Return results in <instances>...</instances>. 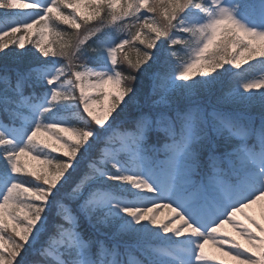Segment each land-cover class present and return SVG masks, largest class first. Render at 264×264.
I'll list each match as a JSON object with an SVG mask.
<instances>
[{
	"label": "snow or ice",
	"instance_id": "obj_1",
	"mask_svg": "<svg viewBox=\"0 0 264 264\" xmlns=\"http://www.w3.org/2000/svg\"><path fill=\"white\" fill-rule=\"evenodd\" d=\"M0 264H264V0H0Z\"/></svg>",
	"mask_w": 264,
	"mask_h": 264
},
{
	"label": "rangeland",
	"instance_id": "obj_2",
	"mask_svg": "<svg viewBox=\"0 0 264 264\" xmlns=\"http://www.w3.org/2000/svg\"><path fill=\"white\" fill-rule=\"evenodd\" d=\"M164 212L165 215H167V211L166 210H162ZM209 251H212L211 248L208 249Z\"/></svg>",
	"mask_w": 264,
	"mask_h": 264
},
{
	"label": "trees",
	"instance_id": "obj_3",
	"mask_svg": "<svg viewBox=\"0 0 264 264\" xmlns=\"http://www.w3.org/2000/svg\"><path fill=\"white\" fill-rule=\"evenodd\" d=\"M244 67L246 68V67H248V66H247V65H245ZM256 74H258V70H257V73H256Z\"/></svg>",
	"mask_w": 264,
	"mask_h": 264
}]
</instances>
